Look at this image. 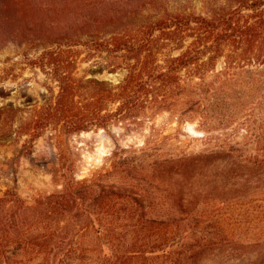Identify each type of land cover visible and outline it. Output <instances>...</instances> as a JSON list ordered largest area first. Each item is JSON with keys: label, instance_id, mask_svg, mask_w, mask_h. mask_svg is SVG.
I'll return each mask as SVG.
<instances>
[{"label": "trees", "instance_id": "1", "mask_svg": "<svg viewBox=\"0 0 264 264\" xmlns=\"http://www.w3.org/2000/svg\"><path fill=\"white\" fill-rule=\"evenodd\" d=\"M165 3L0 0V46L24 41L22 63L45 77L49 93L41 105L1 108L0 131L17 123L29 154L49 134L61 186L32 206L0 198V264H199L214 245L201 238L199 198L235 188L246 175L241 166L264 168V146L245 155L226 135L234 124L249 129L263 105L264 0L206 16L171 13ZM11 27L19 35L6 32ZM83 62L126 76L118 83L79 77ZM165 112L199 120L209 150L162 159L147 144L77 180L70 137L111 126L139 130Z\"/></svg>", "mask_w": 264, "mask_h": 264}, {"label": "rangeland", "instance_id": "2", "mask_svg": "<svg viewBox=\"0 0 264 264\" xmlns=\"http://www.w3.org/2000/svg\"><path fill=\"white\" fill-rule=\"evenodd\" d=\"M238 1L166 0L165 7L171 13L206 16L233 7ZM6 32L19 35V30L13 27ZM23 42L12 39L0 46V109L41 105L49 98L43 87L45 77L35 75L22 63V54L27 50ZM12 67L15 72L4 79L5 71ZM221 67L220 64L218 70ZM77 74L113 83L126 76L125 71L110 73L93 62L81 63ZM262 103L254 112L249 129L234 124L226 133L233 134V143L240 145L245 155L264 146V99ZM15 130L17 123L5 135L0 131V198L15 195L32 206L39 196L61 190L57 184L60 175L55 174L60 168L59 151L55 141L45 134L33 144L29 154L24 148L29 138L16 136ZM203 131L199 120L189 122L165 112L139 130L111 126L72 136L66 147L76 161L75 177L84 180L109 171L114 154H128L147 144L158 150L162 159L208 151L205 144L208 134ZM240 173L246 175L239 177L235 188L210 190L199 198L203 213L200 228L204 230L201 238L214 244L199 264H264V168L241 166Z\"/></svg>", "mask_w": 264, "mask_h": 264}]
</instances>
